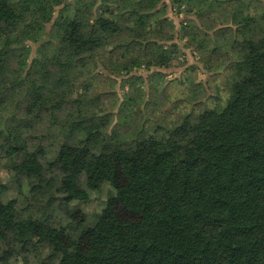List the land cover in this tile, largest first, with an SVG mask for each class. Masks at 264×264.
<instances>
[{"label": "trees", "instance_id": "16d2710c", "mask_svg": "<svg viewBox=\"0 0 264 264\" xmlns=\"http://www.w3.org/2000/svg\"><path fill=\"white\" fill-rule=\"evenodd\" d=\"M162 1L0 0V166L26 181L28 213L0 183V264H264V0H170L178 29ZM183 48L221 89L171 97L160 70ZM201 139L225 161L203 174L187 156ZM101 173L124 177L130 218L61 224ZM76 230L101 253L66 243Z\"/></svg>", "mask_w": 264, "mask_h": 264}, {"label": "rangeland", "instance_id": "374dc122", "mask_svg": "<svg viewBox=\"0 0 264 264\" xmlns=\"http://www.w3.org/2000/svg\"><path fill=\"white\" fill-rule=\"evenodd\" d=\"M74 0H67V3H72ZM164 6L166 8V16L169 19H172L175 24V29H178L180 27V21L178 18H175L176 10H171L170 6V0H163L162 1ZM161 2V3H162ZM58 10H56L55 16L57 15ZM174 15V16H173ZM179 17H184L182 14L179 15ZM51 29V24L47 26L46 33H48ZM28 47H30V57L28 60V64L32 62V60L37 56L38 48L40 44H27ZM198 55L196 53L192 54L189 49H182L178 55H177V61L173 64V66L169 69L160 70L164 75V80L168 85L170 86V92L171 97L176 99H183L184 91L187 92V85H190L191 82L195 81L197 83H201L202 85H206L205 92L208 93L206 96H210V94H213L212 91L215 90L216 87H219L220 89L223 86V77L221 75L216 76V78L212 79L211 75L206 74L201 70V63H198L197 60ZM136 75H141L144 79L149 75L148 72L144 71V69H141L137 72H135ZM184 74V76H183ZM112 78V77H111ZM176 79V82L174 81ZM112 79H105L102 80V88L106 91H113L117 90L118 93H121L120 89V80L117 79L116 83H113L115 81H110ZM178 80V82H177ZM187 82L185 86L182 84H179V82ZM141 91H144V101L148 100V88L146 83L143 85V89ZM183 92V94H182ZM152 95V92L150 93ZM186 94V93H185ZM122 95V94H120ZM221 95L223 97L224 93L221 91ZM181 97V98H180ZM182 101V100H181ZM211 104V101H210ZM37 131L44 130L46 128L45 124L36 125ZM84 154L82 153V156ZM2 156V154H0ZM187 156L189 160L192 162L191 168L193 171L203 174L207 172L212 165L215 164H223L225 161L218 156V154L211 151L205 141L202 139L199 140L194 147H191V149L188 150ZM23 160L21 157H14L13 163L17 165L18 167L22 166ZM79 162L81 165H84V159L80 156ZM9 166V160L8 159H2L1 160V166H0V183H3L7 187V192L4 195V202L15 199L19 210L20 216H26L28 213L20 207V203L23 202V196H25V190H26V181L23 179L18 178L15 180L13 177L16 173L15 170L8 171L5 167ZM16 176V175H15ZM101 186L100 189L96 192H94L91 195V200L87 204H80L77 208H75V213L72 214L70 217L66 216L65 214H61L59 217V222L61 224H66L67 221L70 219L71 221L75 223L83 222L81 225L84 226L95 214H99L104 208L107 206H110L111 213L117 217H119L122 220H127L130 218V214L125 211L115 200L114 197H116L117 194L120 195H126L129 193L128 185L122 175L117 173V176L115 178V187L111 186L109 182H107L108 173H101ZM15 181H20V183H17ZM30 214L35 215V211H30ZM64 213V212H62ZM2 212L0 211V215ZM45 232L41 229L36 231V237L37 239H42L44 237ZM66 243L71 245L73 249L83 252L85 254L89 255H98L101 253V250L97 248V246L93 243V240L88 235H80L78 234V231L72 232V234L69 235L68 238H66ZM12 260V259H11ZM14 263V262H13ZM12 263V264H13ZM18 264H24V263H18Z\"/></svg>", "mask_w": 264, "mask_h": 264}]
</instances>
